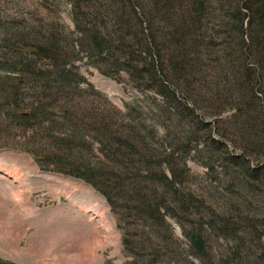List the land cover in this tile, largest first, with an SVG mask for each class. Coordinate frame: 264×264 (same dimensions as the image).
Listing matches in <instances>:
<instances>
[{"label":"trees","instance_id":"16d2710c","mask_svg":"<svg viewBox=\"0 0 264 264\" xmlns=\"http://www.w3.org/2000/svg\"><path fill=\"white\" fill-rule=\"evenodd\" d=\"M67 2L76 42L49 30L29 45L20 24L0 34L11 47L10 56H0V125L14 126L12 141L21 139L18 149L41 170L81 180L105 199L129 264L203 258L185 250L169 224L203 214L204 201L184 187L187 161L248 200L264 197V0ZM78 55L103 75H126L133 89L159 96L171 115L156 104L146 120L163 134L138 122L134 104L97 118L74 112V98L83 95L69 91L92 88L72 70ZM227 112L230 119L220 122ZM39 136L51 152L39 151ZM88 138L106 154L91 156ZM244 196H233L237 214L205 213L210 229L231 241L225 264H264V205L262 213L245 206L243 214Z\"/></svg>","mask_w":264,"mask_h":264},{"label":"rangeland","instance_id":"374dc122","mask_svg":"<svg viewBox=\"0 0 264 264\" xmlns=\"http://www.w3.org/2000/svg\"><path fill=\"white\" fill-rule=\"evenodd\" d=\"M13 24H20L29 30V45L38 44L41 36L49 35V30L53 36L62 34L68 43L75 41L72 10L67 0H0V34H4V28L10 29ZM67 47L65 50L69 54L73 53L72 44ZM10 51L11 47L0 41V56H10ZM30 52L32 51L28 50L26 56L33 58ZM72 60L73 72L78 73L92 87L86 88L85 94L69 91L71 96L83 95L80 100L78 97L74 98L72 108L84 119L102 117L110 108L125 113L127 105L134 104L139 108L138 114H141L138 122L144 123L150 131L155 120L152 125L151 121L146 120L147 114L152 111L157 114L156 104L159 108L168 110L171 115L172 110L166 104L161 105L159 96L133 89L128 84L126 75H121V80L118 81L117 77L111 78L100 73L81 55ZM146 103L147 108L144 107ZM232 114L233 112H227L218 119L220 122L228 121ZM173 120L175 121L174 118ZM154 127L159 135L163 134L162 127ZM13 129L12 124L0 125V262L129 264L131 260L124 256L122 236L117 229L116 218L105 199L81 180L41 170L30 154L18 149L21 147V139L14 137L15 140L12 141L17 132ZM37 139L39 144L36 145L44 147H37L39 151L51 152L52 146L47 145L46 140H42L43 137L39 136ZM88 140L87 147L91 156L101 158L103 152L106 154L95 139ZM228 150L231 154L238 155L232 147L229 146ZM187 167L189 174L184 187L204 201L203 214L192 213L181 223L169 219V224L174 237L185 250L204 254V257H180L184 260H181V264H225V261H229L231 241L221 238L210 229L209 218L205 212H219L222 209L227 212L231 208L237 214L231 206L233 196L244 194L239 189L228 188L227 181L211 182L205 169L191 160L187 161ZM161 171L168 175L165 167ZM243 198V207L242 203L238 205V210L243 214L246 212L245 206H249L256 213H262L264 197L258 195L256 200H248L247 195ZM194 231L200 233L204 242V251L201 253L195 250L190 241V235Z\"/></svg>","mask_w":264,"mask_h":264},{"label":"water","instance_id":"95a60500","mask_svg":"<svg viewBox=\"0 0 264 264\" xmlns=\"http://www.w3.org/2000/svg\"><path fill=\"white\" fill-rule=\"evenodd\" d=\"M190 241L196 251L200 253L204 251V242L199 232L197 231L192 232L190 235ZM0 264H14V263L0 262Z\"/></svg>","mask_w":264,"mask_h":264},{"label":"crops","instance_id":"0c3cea01","mask_svg":"<svg viewBox=\"0 0 264 264\" xmlns=\"http://www.w3.org/2000/svg\"><path fill=\"white\" fill-rule=\"evenodd\" d=\"M95 248V247H94Z\"/></svg>","mask_w":264,"mask_h":264}]
</instances>
